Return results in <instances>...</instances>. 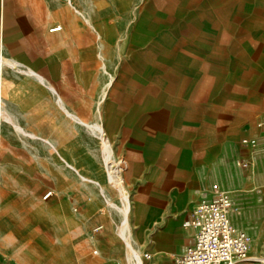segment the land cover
Returning a JSON list of instances; mask_svg holds the SVG:
<instances>
[{"label": "crops", "instance_id": "0c3cea01", "mask_svg": "<svg viewBox=\"0 0 264 264\" xmlns=\"http://www.w3.org/2000/svg\"><path fill=\"white\" fill-rule=\"evenodd\" d=\"M232 1L191 13L188 27L168 0L172 12L146 5L114 23L80 14L63 31L46 29L40 10L24 20L19 0L18 22L0 28L10 69L0 83L63 154L10 264H177L196 241L191 213L214 184L252 238L250 257L235 264H261L252 254L264 243V3ZM108 162L122 167V187ZM96 228L108 239L99 253Z\"/></svg>", "mask_w": 264, "mask_h": 264}, {"label": "rangeland", "instance_id": "374dc122", "mask_svg": "<svg viewBox=\"0 0 264 264\" xmlns=\"http://www.w3.org/2000/svg\"><path fill=\"white\" fill-rule=\"evenodd\" d=\"M222 1L224 0H212V4L208 5L206 0H176V24L183 23L188 27L186 23L192 21L191 13L200 14L208 9L217 12L224 6ZM235 1L241 0L232 2ZM18 2L19 0H0V6L5 14L0 28L5 34L18 22L16 13L21 8V3ZM30 2L42 7L40 12L43 13L42 18H46V29L51 30V27L61 25L63 31L76 23L80 14H85L87 18V14H96L101 10L106 14L105 18L121 15L123 21L125 13L136 14L146 5L151 6L154 11L157 7L164 12H172L167 4L168 0H30ZM254 3L250 6L252 9L259 5L262 7L264 0H257ZM237 4H234L233 11ZM240 6L243 7V3ZM119 34H123V30H120ZM3 51V47L0 46V55H4L0 57V79L2 80H4L1 78L2 73L7 76L10 70L7 65L8 58ZM2 60L3 65H1ZM20 77L21 75L16 79L20 81ZM7 84V80L4 84L0 83V263L3 262L2 264L4 259L7 260L6 264H10L11 254L20 251L21 239L15 237L16 233L19 228H22L24 222L28 221L29 211L39 203V200L47 201L44 194L52 190V182L48 178L52 157L56 156L58 160H61V154H63L62 149L54 148L48 143L50 138L47 136L50 137V135L46 136L43 131L44 126L30 124L27 118H33L30 113H25L24 110L8 102ZM104 93L106 94V89ZM47 224V220L42 219L38 226L44 229ZM23 238L32 245L36 240V236L29 234L24 235ZM258 250L252 256L256 257V261L264 264V243L258 246ZM21 256L20 254L16 261H19Z\"/></svg>", "mask_w": 264, "mask_h": 264}, {"label": "built area", "instance_id": "2783aa9c", "mask_svg": "<svg viewBox=\"0 0 264 264\" xmlns=\"http://www.w3.org/2000/svg\"><path fill=\"white\" fill-rule=\"evenodd\" d=\"M121 18V15H115L109 18L108 22L114 23ZM61 28L62 26L58 25L53 30ZM257 125L264 127V117ZM246 141L256 144L254 138H248ZM249 164L248 161L242 162L245 167ZM51 195L52 190H49L44 194V198ZM231 206L230 196L218 184H214L212 196L203 198L191 213V223L198 229L196 241L177 258V264H235L238 260L250 257L252 238L241 225L232 222ZM92 238L95 241L94 253H99L100 248L108 244V239L99 228L92 232ZM17 257V253L11 255L12 259Z\"/></svg>", "mask_w": 264, "mask_h": 264}, {"label": "bare ground", "instance_id": "6f19581e", "mask_svg": "<svg viewBox=\"0 0 264 264\" xmlns=\"http://www.w3.org/2000/svg\"><path fill=\"white\" fill-rule=\"evenodd\" d=\"M23 4V12L21 13V17L26 20L27 18H29L31 13L34 12H38L40 10V8H35V5H33L30 0H20ZM109 10V9H107ZM104 11L101 10L98 13H103ZM56 26L51 27V30H53ZM257 142V139H255ZM252 143V142H251ZM253 144V143H252ZM112 162V161H111ZM108 170H109V175L112 178V180H114L120 187L123 186V178H122V167L120 166L119 163L113 162L110 163L108 162L107 164ZM261 168L262 170H264V159L262 161L261 164ZM124 196L126 201H128V195L127 193L124 192ZM263 260H264V256H263Z\"/></svg>", "mask_w": 264, "mask_h": 264}]
</instances>
